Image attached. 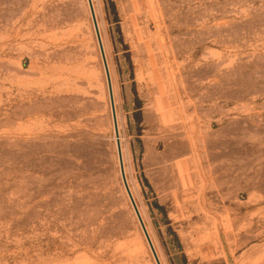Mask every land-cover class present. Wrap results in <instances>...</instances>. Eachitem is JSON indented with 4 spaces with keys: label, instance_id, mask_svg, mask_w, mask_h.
Returning a JSON list of instances; mask_svg holds the SVG:
<instances>
[{
    "label": "rangeland",
    "instance_id": "rangeland-1",
    "mask_svg": "<svg viewBox=\"0 0 264 264\" xmlns=\"http://www.w3.org/2000/svg\"><path fill=\"white\" fill-rule=\"evenodd\" d=\"M93 4L162 263L264 264V0ZM0 264H157L88 0H0Z\"/></svg>",
    "mask_w": 264,
    "mask_h": 264
},
{
    "label": "water",
    "instance_id": "water-1",
    "mask_svg": "<svg viewBox=\"0 0 264 264\" xmlns=\"http://www.w3.org/2000/svg\"><path fill=\"white\" fill-rule=\"evenodd\" d=\"M89 1V5H90V9H91V14H92V18H93V22H94V26H95V30H96V34H97V38L99 41V45H100V49H101V54H102V58H103V63H104V67H105V71H106V75H107V81H108V87H109V95H110V102H111V109H112V115H113V121H114V130H115V135H116V139H117V148H118V154H119V161H120V168H121V174H122V179H123V183L125 185L126 191L128 193V196L131 200L132 206L135 210V213L138 217V220L140 222V225L142 227V230L145 234V237L148 241V244L150 246V249L152 251V254L154 256V259L156 261L157 264H163L160 256L157 252V249L154 245V242L151 238V235L149 233V230L147 228V225L143 219V216L141 214V211L138 207V204L135 200V197L131 191L127 176H126V171H125V165H124V158H123V151H122V143H121V139H120V130H119V124H118V117H117V111H116V104H115V97H114V90H113V84H112V78H111V72H110V68H109V64H108V60H107V56H106V52H105V48H104V44H103V40H102V36H101V32H100V28H99V24H98V19L96 16V12H95V8H94V4H93V0H88Z\"/></svg>",
    "mask_w": 264,
    "mask_h": 264
}]
</instances>
